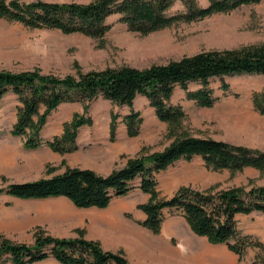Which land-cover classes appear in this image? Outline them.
Masks as SVG:
<instances>
[{
    "label": "trees",
    "instance_id": "1",
    "mask_svg": "<svg viewBox=\"0 0 264 264\" xmlns=\"http://www.w3.org/2000/svg\"><path fill=\"white\" fill-rule=\"evenodd\" d=\"M177 1L183 4L184 11L171 13ZM260 1L208 0L207 6H201L198 0H92L89 3L0 0V17L31 28L101 38L111 29L109 18L115 14L120 15V21L131 31L148 34ZM244 74L264 75V46L242 51H203L145 69L122 66L79 72L78 76L59 77L35 69L21 72L0 69V100L10 92L18 97L21 105L10 132L22 138L26 149L47 145L65 154L79 148V129L91 124L92 118L77 113L65 124L62 134L45 139L43 131L48 117L63 103L80 102L87 110L91 101L102 96L116 105H126L131 109L124 116L127 133L137 136L143 122L141 113L134 110L139 95L150 101L160 120L174 125L186 115L181 105L172 103L177 86L198 106L211 107L218 99L210 82ZM192 83L200 87L191 90ZM223 88L228 89L229 84L223 83ZM253 100L255 108L264 114V94L256 93ZM112 118L114 132L118 115L112 113ZM196 156L214 169L264 170L263 151L214 138L183 135L163 151L130 159L124 167L107 175L89 168L68 167L49 177L10 183L1 187L0 193L22 199L66 197L79 208H106L115 198L139 188L150 195L147 202L138 206L146 215L140 223L153 233L161 232L164 211L169 210L184 216L195 233L211 243L226 244L240 257L249 248H258L259 261L255 260L254 264H264V242L245 233L238 221V215L264 214V185L217 192L183 186L171 197L159 196L156 175L180 160L190 161ZM51 257L62 264H129L124 255L106 251L99 242L83 237H55L37 229L34 244H26L15 243L0 233V264L5 259L13 264H33Z\"/></svg>",
    "mask_w": 264,
    "mask_h": 264
},
{
    "label": "rangeland",
    "instance_id": "2",
    "mask_svg": "<svg viewBox=\"0 0 264 264\" xmlns=\"http://www.w3.org/2000/svg\"><path fill=\"white\" fill-rule=\"evenodd\" d=\"M32 1L36 0H20ZM43 1L89 3L92 0ZM198 3L207 6L208 0H198ZM183 11L180 1L170 9L171 13ZM109 23L112 27L103 37L93 38L81 33L66 34L58 29L31 28L0 17V69L14 72L35 69L59 77L78 76L79 72L122 66L145 69L203 51H242L264 46V0L148 34L131 31L120 21L118 14L111 16ZM223 83H228L229 88L224 89ZM199 87V84H190L191 90ZM210 87L218 99L211 107L198 106L186 98V92L180 86L176 87L172 103L181 105L186 115L174 125L160 120L150 101L139 95L134 101V110L141 113L143 122L137 136L127 133L124 116L131 109L126 105H116L102 96L91 101L87 110L80 102L63 103L48 117L43 136L51 139L62 134L65 124L75 114H83L91 117L92 123L79 129V148L61 154L49 147L60 154L56 156L45 151L47 145L26 149L20 137L25 153L14 168L0 176V188L59 174L68 167L89 168L107 175L124 167L130 159L163 151L183 135L214 138L264 152V114L255 108L253 100L256 93L264 94V75L216 78L210 82ZM20 105L18 97L11 92L0 100V134H11ZM112 113L118 115L114 132ZM156 179L159 196L168 198L183 186L212 192L263 186L264 170L254 167L242 171L214 169L208 167L202 157L196 156L190 161L176 162L158 173ZM149 197L136 188L115 198L101 214L87 212L88 216L104 220L119 216L116 222L111 220L115 230L104 229V244L109 249L106 251L124 255L129 264H254L255 260L259 261L258 248L251 247L240 257L226 244L211 243L195 233L184 216L169 210L164 211L161 232L153 233L140 223L145 213L138 208ZM25 204L19 203L20 208ZM238 221L245 233L264 242V214L238 215ZM37 229L50 235L42 226H37L35 231ZM78 233L79 237L84 236V230L78 229ZM110 235L117 236L116 241L110 239ZM97 242L102 246L100 240ZM51 260L33 264H55Z\"/></svg>",
    "mask_w": 264,
    "mask_h": 264
},
{
    "label": "crops",
    "instance_id": "3",
    "mask_svg": "<svg viewBox=\"0 0 264 264\" xmlns=\"http://www.w3.org/2000/svg\"><path fill=\"white\" fill-rule=\"evenodd\" d=\"M78 144L80 140L78 138ZM44 147V146H43ZM47 153L60 155L44 147ZM22 141L18 136L12 134H0V176L9 172L11 168L21 160L23 156ZM26 206L20 208L19 203ZM31 205L35 207L32 209ZM106 208L89 207L79 208L66 197H51L45 199H22L9 194H0V233L15 243L34 244L35 229L37 226L45 228V232L55 237L77 238L78 229L84 230V238L92 241H101L104 250H109L104 244L107 228L116 229L113 220L119 216L95 218L87 215L88 211L99 213ZM108 210V209H107ZM109 214L108 212L106 213ZM145 215V214H144ZM146 216V215H145ZM101 226L102 229H96ZM132 233V231L130 232ZM110 239L116 241L117 236L110 235ZM190 238V237H189ZM192 239V238H190ZM55 264H62L54 258ZM43 260V261H45ZM41 262V261H38ZM36 263V262H35ZM2 264H13L9 259H5Z\"/></svg>",
    "mask_w": 264,
    "mask_h": 264
},
{
    "label": "bare ground",
    "instance_id": "4",
    "mask_svg": "<svg viewBox=\"0 0 264 264\" xmlns=\"http://www.w3.org/2000/svg\"><path fill=\"white\" fill-rule=\"evenodd\" d=\"M178 228L181 229V226H179ZM184 231H185V230H184ZM185 232H187V231H185ZM190 238H191V237H190ZM196 241H197V240H196Z\"/></svg>",
    "mask_w": 264,
    "mask_h": 264
}]
</instances>
